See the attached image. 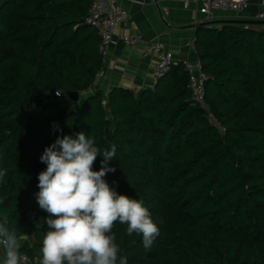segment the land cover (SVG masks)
Here are the masks:
<instances>
[{
	"label": "trees",
	"instance_id": "1",
	"mask_svg": "<svg viewBox=\"0 0 264 264\" xmlns=\"http://www.w3.org/2000/svg\"><path fill=\"white\" fill-rule=\"evenodd\" d=\"M92 1L0 0V224L40 264V157L57 137L83 131L101 151L116 145V171L104 179L143 201L160 229L145 250L116 223L127 264H264V25L197 29L221 134L193 100L183 62L154 88L82 98L104 67L100 36L85 23Z\"/></svg>",
	"mask_w": 264,
	"mask_h": 264
},
{
	"label": "clouds",
	"instance_id": "2",
	"mask_svg": "<svg viewBox=\"0 0 264 264\" xmlns=\"http://www.w3.org/2000/svg\"><path fill=\"white\" fill-rule=\"evenodd\" d=\"M116 151L115 144L101 151L83 131L75 138L57 137L44 149L40 161L47 167L38 174L36 194L40 208L48 213L40 264H127L113 232L117 222L127 225L129 235H140L145 250L151 249L160 229L149 209L143 201L118 193L104 179L116 171L109 166ZM98 155L103 157L101 168L94 171ZM5 174L0 170V178ZM0 247L3 264H28L14 231L4 224H0Z\"/></svg>",
	"mask_w": 264,
	"mask_h": 264
},
{
	"label": "crops",
	"instance_id": "3",
	"mask_svg": "<svg viewBox=\"0 0 264 264\" xmlns=\"http://www.w3.org/2000/svg\"><path fill=\"white\" fill-rule=\"evenodd\" d=\"M111 1L126 9L130 18L125 24L117 27L109 53L104 57V67L95 85L85 92L87 95L98 90L108 93L114 87L134 91L155 87L157 82L154 78V68L158 61L157 55L148 54L144 43L127 45L121 38L124 34L142 33L147 40H162L179 61H194L199 58L196 48L193 47L196 32L200 27L209 26H201V23L206 22L205 16L199 13L196 4L185 8L179 0ZM260 12H264L261 0H251L244 12L216 11L213 20L257 19ZM3 259L4 251L0 247V264H3Z\"/></svg>",
	"mask_w": 264,
	"mask_h": 264
},
{
	"label": "built area",
	"instance_id": "4",
	"mask_svg": "<svg viewBox=\"0 0 264 264\" xmlns=\"http://www.w3.org/2000/svg\"><path fill=\"white\" fill-rule=\"evenodd\" d=\"M185 8H190L192 4H196L199 13L205 16V21L213 20L216 11H231L236 13L244 12L249 6L251 0H179ZM264 7V0H261ZM168 13V10L166 9ZM130 18L129 12L118 3L111 0H93L87 15L85 23L95 27L99 36V51L105 57L109 53L111 44L114 41L115 32L119 25L125 24ZM257 19H264V12H260ZM246 28L249 24L244 25ZM122 40L127 44L134 46L138 43H144L146 52L153 53L158 57V61L154 68V78L158 82L160 78L165 76L171 68L183 62L189 76V87L192 91L193 100L206 110V116L211 124L221 133L226 132L225 125L216 117L206 101V82L209 76L204 71L202 61L197 58L194 61H179L175 58L172 50L162 40H147L142 33L124 34ZM193 47L195 44L193 43ZM26 256V255H25ZM28 258V257H27ZM28 262L31 260L28 258Z\"/></svg>",
	"mask_w": 264,
	"mask_h": 264
},
{
	"label": "water",
	"instance_id": "5",
	"mask_svg": "<svg viewBox=\"0 0 264 264\" xmlns=\"http://www.w3.org/2000/svg\"><path fill=\"white\" fill-rule=\"evenodd\" d=\"M238 24V25H264V19H219V20H211L201 23V26H213V25H223V24ZM71 97L75 100L80 99V93L78 91L71 92Z\"/></svg>",
	"mask_w": 264,
	"mask_h": 264
},
{
	"label": "rangeland",
	"instance_id": "6",
	"mask_svg": "<svg viewBox=\"0 0 264 264\" xmlns=\"http://www.w3.org/2000/svg\"><path fill=\"white\" fill-rule=\"evenodd\" d=\"M85 95H87L85 92H84V93H82V98H84V97H85Z\"/></svg>",
	"mask_w": 264,
	"mask_h": 264
}]
</instances>
